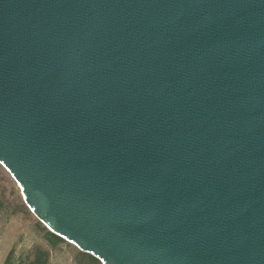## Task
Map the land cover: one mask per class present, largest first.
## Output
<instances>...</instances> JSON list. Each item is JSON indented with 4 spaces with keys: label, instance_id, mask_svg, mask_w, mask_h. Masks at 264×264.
I'll use <instances>...</instances> for the list:
<instances>
[{
    "label": "water",
    "instance_id": "water-1",
    "mask_svg": "<svg viewBox=\"0 0 264 264\" xmlns=\"http://www.w3.org/2000/svg\"><path fill=\"white\" fill-rule=\"evenodd\" d=\"M0 163L103 264H264V0H0Z\"/></svg>",
    "mask_w": 264,
    "mask_h": 264
},
{
    "label": "rangeland",
    "instance_id": "rangeland-1",
    "mask_svg": "<svg viewBox=\"0 0 264 264\" xmlns=\"http://www.w3.org/2000/svg\"><path fill=\"white\" fill-rule=\"evenodd\" d=\"M0 163V264H103L75 244L49 235Z\"/></svg>",
    "mask_w": 264,
    "mask_h": 264
},
{
    "label": "trees",
    "instance_id": "trees-1",
    "mask_svg": "<svg viewBox=\"0 0 264 264\" xmlns=\"http://www.w3.org/2000/svg\"><path fill=\"white\" fill-rule=\"evenodd\" d=\"M49 235H50L52 238H55V239H57V240H62V237L56 235L55 233H53V232H51V231H49Z\"/></svg>",
    "mask_w": 264,
    "mask_h": 264
}]
</instances>
